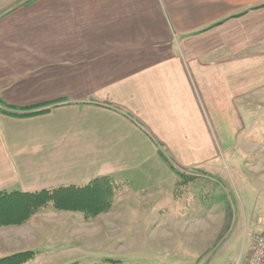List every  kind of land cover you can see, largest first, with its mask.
<instances>
[{"label": "crops", "instance_id": "0c3cea01", "mask_svg": "<svg viewBox=\"0 0 264 264\" xmlns=\"http://www.w3.org/2000/svg\"><path fill=\"white\" fill-rule=\"evenodd\" d=\"M66 2L55 44L11 43L7 99L49 110L0 112V192L103 177L115 196L152 195L155 170L234 154L242 109L264 101V0Z\"/></svg>", "mask_w": 264, "mask_h": 264}, {"label": "rangeland", "instance_id": "374dc122", "mask_svg": "<svg viewBox=\"0 0 264 264\" xmlns=\"http://www.w3.org/2000/svg\"><path fill=\"white\" fill-rule=\"evenodd\" d=\"M70 6L0 0V108L11 112V43L55 44L60 14ZM247 102L252 108L242 109L246 130L233 155L201 170L176 167L173 178L155 170L142 182L151 186L158 178L159 191L140 196L123 189L109 216L106 210L87 220L79 212L41 208L21 225L0 227V257L31 250L23 264L242 263L258 230L255 217L264 214V101L257 95ZM195 172L207 176L189 181Z\"/></svg>", "mask_w": 264, "mask_h": 264}, {"label": "trees", "instance_id": "16d2710c", "mask_svg": "<svg viewBox=\"0 0 264 264\" xmlns=\"http://www.w3.org/2000/svg\"><path fill=\"white\" fill-rule=\"evenodd\" d=\"M7 106V105H4ZM11 112L0 108L3 114L24 117L47 112L49 109L18 113L24 108L8 106ZM31 110V109H30ZM175 171V170H174ZM207 176L205 173L195 172L190 176L189 181ZM184 179L182 182L187 183ZM109 179H93L84 187L74 186L58 187L49 190H41L32 193L22 192H0V227L18 226L25 223L35 212L46 206H52L59 211L79 212L85 219H92L99 213L108 210L115 197L114 190H106L103 185L108 184ZM177 182H175V185ZM112 186V185H111ZM31 250L19 251L0 257V264H23L33 257ZM116 261L110 260L103 264H114ZM74 264V263H69Z\"/></svg>", "mask_w": 264, "mask_h": 264}, {"label": "built area", "instance_id": "2783aa9c", "mask_svg": "<svg viewBox=\"0 0 264 264\" xmlns=\"http://www.w3.org/2000/svg\"><path fill=\"white\" fill-rule=\"evenodd\" d=\"M257 232L253 235L249 252L244 261L236 264H264V214L255 217Z\"/></svg>", "mask_w": 264, "mask_h": 264}]
</instances>
